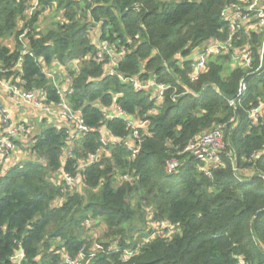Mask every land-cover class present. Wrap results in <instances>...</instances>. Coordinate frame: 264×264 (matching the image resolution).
I'll list each match as a JSON object with an SVG mask.
<instances>
[{
    "label": "trees",
    "instance_id": "obj_1",
    "mask_svg": "<svg viewBox=\"0 0 264 264\" xmlns=\"http://www.w3.org/2000/svg\"><path fill=\"white\" fill-rule=\"evenodd\" d=\"M248 1L39 0L29 15L30 0H0V82L21 75L24 90L56 103L46 69L61 64L72 79L66 98L90 128L72 134L74 124L46 115L29 135V157L5 171L7 159L0 164V264H69L65 255L81 248L95 252L90 264H264V108L251 117L264 101V29L240 22ZM224 10L237 15L235 30ZM236 53L249 68L229 66ZM199 56L206 63L195 70ZM121 74L168 88L137 90ZM241 81L247 90L233 102ZM116 104L132 125L106 118ZM219 128L221 165L184 151ZM108 131L114 137L104 142ZM172 159L179 166L168 172ZM62 169L81 175L80 187H68ZM98 227L103 233L90 236ZM126 250L135 254L124 260Z\"/></svg>",
    "mask_w": 264,
    "mask_h": 264
},
{
    "label": "built area",
    "instance_id": "obj_2",
    "mask_svg": "<svg viewBox=\"0 0 264 264\" xmlns=\"http://www.w3.org/2000/svg\"><path fill=\"white\" fill-rule=\"evenodd\" d=\"M29 1V0H28ZM30 8L27 10V13L31 15L33 11L38 9L40 7L39 0H30ZM235 8V7H231ZM245 10L247 13L240 14V12L237 10V15L248 17L253 16L254 19L257 21V25L264 29V2L263 0H251L246 3ZM223 16L229 17V12L227 10H224ZM230 19V18H229ZM231 21V29L235 30L237 28V25H239L235 20L230 19ZM26 29L24 32L20 35L21 38L24 37L26 33ZM103 46V48H105ZM214 53H218L220 51L219 46L216 44L213 47H211ZM22 52L23 54H32L30 51L29 46L27 44H22ZM100 58L103 57V50L100 51L98 54ZM264 40L262 45L260 46V59L262 60L264 57ZM244 58L249 61L250 56L246 53L244 55ZM206 63V57L205 56H199L196 59L195 62V70L202 69L205 66ZM22 66V61L20 60L16 67ZM262 63L257 67V70L261 68ZM110 73H115V70L112 69V67H109ZM58 72V70L53 71L52 69H46V74L48 77L52 78V81L58 88V92L60 93V101L56 103H48L44 100L45 96H47L46 93H38L35 91H26L23 89L21 84H23L25 81L21 77V75L17 76L15 82L9 81L8 83L1 82L6 89L4 91L6 92V97H8V100L11 103V106H21V105H28L32 106L36 109L41 110L45 113V115L52 117L53 121L57 122L58 124L64 125V124H74V127L71 129L72 134L76 133L80 134L82 132L89 131V127L86 125L82 113L80 110H75L70 102L66 98V90L60 89L61 87L55 82V74ZM124 80H129L132 85L137 89H154L158 92L160 96L163 95L164 90L168 88V85L162 84V83H156L155 79H151L150 81H147L146 83H141L139 80L135 78H126L122 74L119 75ZM67 77V82L69 83L72 79ZM247 85L245 81H241L238 89L237 95L234 97V99L237 97L242 96L246 91ZM67 89V88H66ZM70 93V92H69ZM234 99L232 100L234 102ZM11 106L5 105L2 100H0V164H4L5 160L10 154L12 153L13 149L15 148V142H17V139L19 137H27L29 138V135L31 134L32 130L29 125L18 122L12 119L11 117ZM112 111L106 110L105 116L108 119H112L114 117H120L124 116L123 119L129 120V125H132V118H128L126 111L121 107V105L116 104L112 107ZM264 108V102L261 103L258 107L252 109L251 117L255 120L256 116L259 115V112ZM134 135L138 136V131H134ZM114 137L111 135L108 131L106 133L105 137H103L104 142H108V140ZM126 146L132 147V145L129 142L125 143ZM74 139L66 146L65 149V156H72L74 151ZM227 143L224 138V132L223 129H213L204 132L203 134L195 137L192 139L189 144L185 147L184 151L191 152L193 156H195L198 160L201 162H204L207 164V166H217L222 164L221 155L220 153L226 149ZM138 148H134V154L138 152ZM98 154L92 155L88 161L81 162L83 164H79V168H84L88 162H93L95 158H97ZM5 168L2 171L6 170V165L4 164ZM179 166V161L177 159H172L168 161L167 164V171L173 172L177 170V167ZM61 174L64 178V181L66 182V185L70 188L80 187L79 184H81L82 176L81 175H72L70 172L61 170ZM86 223H89V220H86ZM21 251L18 253V251ZM16 254V261L21 260L24 257V251L23 249H19ZM135 254L134 250H126L124 251V254L122 258L124 260L128 259L129 257L133 256ZM95 255V252L86 253L84 249H80L79 252L76 254L75 257H71L70 255H65V262L69 264H90V261L92 257Z\"/></svg>",
    "mask_w": 264,
    "mask_h": 264
},
{
    "label": "crops",
    "instance_id": "obj_3",
    "mask_svg": "<svg viewBox=\"0 0 264 264\" xmlns=\"http://www.w3.org/2000/svg\"><path fill=\"white\" fill-rule=\"evenodd\" d=\"M235 13H230L229 18L232 20H235ZM256 20L254 19L253 16H248L240 19V22L246 26L247 29L252 30V31H259L263 30L260 28L257 23L255 22ZM213 41H211L210 46L213 47ZM210 47V51L212 52V48ZM246 64V63H245ZM237 65H240L242 67L249 68V65H244L241 53H236L235 55L232 56V61L230 62L229 66L233 69ZM62 65L61 64H56L54 67L51 69L53 70H58L55 74V82L61 87L60 89L65 90L66 85H67V77H66V72L64 69H61ZM256 73V70H255ZM247 90V88H246ZM0 100H3V103L5 105H10L11 103L8 100V97H6V92L3 90L1 91L0 89ZM264 101H261L263 103ZM35 111L37 113H35ZM11 117L13 120L18 121V122H23L27 125L30 126L32 132L31 135L34 133H37L41 130L43 127V121L44 118L46 117L45 113L41 110L37 111L35 110L34 107L28 106V105H21V106H11ZM257 119V116L255 120ZM53 120V119H52ZM30 135V136H31ZM29 136V137H30ZM30 147V141L27 137H19L17 139V142H15V148L13 149L12 153L10 156H8L6 166L10 165L12 162L20 161L23 159H26L29 157L28 154V148Z\"/></svg>",
    "mask_w": 264,
    "mask_h": 264
},
{
    "label": "rangeland",
    "instance_id": "obj_4",
    "mask_svg": "<svg viewBox=\"0 0 264 264\" xmlns=\"http://www.w3.org/2000/svg\"><path fill=\"white\" fill-rule=\"evenodd\" d=\"M27 11V10H26ZM24 24L22 23V22H20V26H23ZM41 26L42 27H45L46 26V21H42V24H41ZM30 29V27H27L26 28V30H29ZM6 42L7 43H9L11 46H12V48H13V46H14V39H10V40H6ZM18 69H20V66H18ZM0 89H1V91H3L4 89H3V84L0 82ZM3 101V100H2ZM35 110H37L38 111V109H36L35 108ZM35 113H37L36 111H35ZM98 156H99V153H98ZM149 218V217H148ZM151 218V217H150ZM149 218V219H150ZM150 221V220H149ZM103 230H102V228H100V227H98V228H95V229H93V232H92V234L90 235V236H95V237H99L103 232H102Z\"/></svg>",
    "mask_w": 264,
    "mask_h": 264
},
{
    "label": "water",
    "instance_id": "obj_5",
    "mask_svg": "<svg viewBox=\"0 0 264 264\" xmlns=\"http://www.w3.org/2000/svg\"><path fill=\"white\" fill-rule=\"evenodd\" d=\"M195 53L192 54L190 57H188V59H193L195 57ZM234 99V97L232 98V100ZM121 118H124V116H121ZM21 251L19 250L18 253H20Z\"/></svg>",
    "mask_w": 264,
    "mask_h": 264
}]
</instances>
